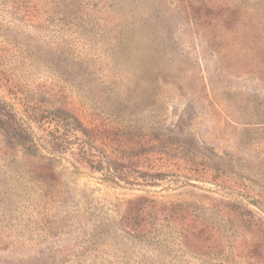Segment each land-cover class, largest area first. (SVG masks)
<instances>
[{
	"label": "rangeland",
	"instance_id": "1",
	"mask_svg": "<svg viewBox=\"0 0 264 264\" xmlns=\"http://www.w3.org/2000/svg\"><path fill=\"white\" fill-rule=\"evenodd\" d=\"M0 264H264V0H0Z\"/></svg>",
	"mask_w": 264,
	"mask_h": 264
},
{
	"label": "trees",
	"instance_id": "2",
	"mask_svg": "<svg viewBox=\"0 0 264 264\" xmlns=\"http://www.w3.org/2000/svg\"><path fill=\"white\" fill-rule=\"evenodd\" d=\"M57 145V144H56Z\"/></svg>",
	"mask_w": 264,
	"mask_h": 264
}]
</instances>
